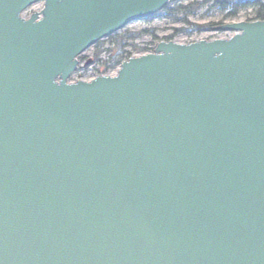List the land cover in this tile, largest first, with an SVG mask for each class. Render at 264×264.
Masks as SVG:
<instances>
[{"label":"water","instance_id":"95a60500","mask_svg":"<svg viewBox=\"0 0 264 264\" xmlns=\"http://www.w3.org/2000/svg\"><path fill=\"white\" fill-rule=\"evenodd\" d=\"M169 3L0 0V264H264V20L70 81Z\"/></svg>","mask_w":264,"mask_h":264},{"label":"rangeland","instance_id":"374dc122","mask_svg":"<svg viewBox=\"0 0 264 264\" xmlns=\"http://www.w3.org/2000/svg\"><path fill=\"white\" fill-rule=\"evenodd\" d=\"M194 1L201 2L202 0H170L168 7L173 8L181 3L187 5ZM212 6L213 4L211 3L200 8L196 14L187 18L188 23L181 20L183 17L182 13H174L169 16L166 12L164 13L163 11H160L157 16L130 24L125 30L132 33H139V35L133 40L126 41V44L129 45H127L126 51H131L133 52V55L137 56L150 53L158 43L167 41L166 38L168 37H173V40L179 43H189L201 39L228 38L232 36L234 32L218 31L216 28L219 25L232 22L250 21V19L256 18V11L254 8L243 11L236 19H227L225 13L220 11L218 7ZM41 8L42 4H36L25 14L32 10H40ZM210 23H215L216 25L213 26L212 29H208L207 26ZM195 25L203 27L202 31L197 29ZM143 30H150L153 32L140 34ZM103 41L105 42L103 48L110 46L111 40L109 37ZM96 45L84 53L83 57L85 59L81 60L79 69L71 77V82H76L78 80L90 81L100 74H117L119 67H113L116 58H112L110 54L103 53L98 57V60L94 59L96 53L100 50ZM89 60H92V63L86 66V63ZM107 68H110V70L105 73Z\"/></svg>","mask_w":264,"mask_h":264},{"label":"trees","instance_id":"16d2710c","mask_svg":"<svg viewBox=\"0 0 264 264\" xmlns=\"http://www.w3.org/2000/svg\"><path fill=\"white\" fill-rule=\"evenodd\" d=\"M211 3L213 4L212 7H218L220 11L225 13V17L227 19H236L241 15L243 11L250 9V8H254L256 11V18L250 19V21L251 20H264V0H202L201 2L194 1L187 5H184L181 3L173 8L166 7L162 11L164 13L166 12V14L169 16L173 15L174 13H182L183 17L181 18V20L188 23L187 18L189 16L196 14V12L200 8H202L205 5L211 4ZM215 25H216L215 23H210L208 24L207 28L212 29L213 26ZM195 26L197 27V29L202 31L203 27L198 26V25H195ZM149 32H153V31L143 30L140 34L149 33ZM138 35L139 33H132L130 31L123 30L121 33L119 32L109 37L111 41H110V46H108L107 48H103L105 42L100 41L96 45L97 47L100 48V50L96 53V57L94 59L98 60V57L101 54L107 53V54H110L112 58H116V62L113 67L115 66L120 67V65L124 61L130 59L133 56V52L126 51V47L128 45L126 44V41L133 40ZM166 39L172 40L173 37H168ZM82 59L84 60L85 58L83 57ZM109 70L110 68H107L105 70V73Z\"/></svg>","mask_w":264,"mask_h":264},{"label":"flooded vegetation","instance_id":"af4514ba","mask_svg":"<svg viewBox=\"0 0 264 264\" xmlns=\"http://www.w3.org/2000/svg\"><path fill=\"white\" fill-rule=\"evenodd\" d=\"M80 62H81V59H80Z\"/></svg>","mask_w":264,"mask_h":264}]
</instances>
